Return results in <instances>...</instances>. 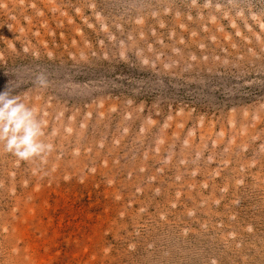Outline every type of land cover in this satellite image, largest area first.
<instances>
[{"label":"rangeland","instance_id":"1","mask_svg":"<svg viewBox=\"0 0 264 264\" xmlns=\"http://www.w3.org/2000/svg\"><path fill=\"white\" fill-rule=\"evenodd\" d=\"M5 86L0 264H264V0H0Z\"/></svg>","mask_w":264,"mask_h":264},{"label":"clouds","instance_id":"2","mask_svg":"<svg viewBox=\"0 0 264 264\" xmlns=\"http://www.w3.org/2000/svg\"><path fill=\"white\" fill-rule=\"evenodd\" d=\"M35 83L46 88L47 77L40 73ZM44 125L35 107L29 106L7 86L0 91V149L20 161H32L51 153L53 145L44 139Z\"/></svg>","mask_w":264,"mask_h":264}]
</instances>
